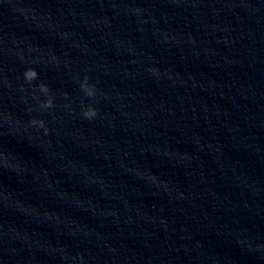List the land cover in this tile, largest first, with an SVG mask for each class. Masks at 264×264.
Masks as SVG:
<instances>
[{"label":"clouds","instance_id":"9594fccd","mask_svg":"<svg viewBox=\"0 0 264 264\" xmlns=\"http://www.w3.org/2000/svg\"><path fill=\"white\" fill-rule=\"evenodd\" d=\"M24 77L27 81H32L34 80L36 77H37V73L35 70L33 69H28L24 72ZM40 88V91L41 92H44V93H47L48 89L45 85L41 84L39 86ZM81 89L82 91L85 92V94L89 97H91L93 95V86H89L87 84V77H85V83L81 86ZM52 106V101L49 99V100H46L44 103H43V107L47 108V107H51ZM84 115L85 117L87 118H91L93 116L96 115V112L93 108L89 107L87 111L84 112ZM33 124H38L40 127H43V121H37V120H33L32 121ZM47 133V129H45V134Z\"/></svg>","mask_w":264,"mask_h":264}]
</instances>
